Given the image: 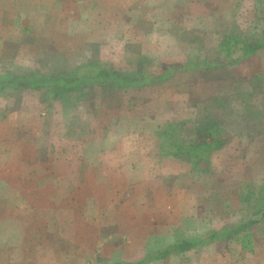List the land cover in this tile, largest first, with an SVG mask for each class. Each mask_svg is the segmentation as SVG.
I'll return each mask as SVG.
<instances>
[{"label": "rangeland", "instance_id": "374dc122", "mask_svg": "<svg viewBox=\"0 0 264 264\" xmlns=\"http://www.w3.org/2000/svg\"><path fill=\"white\" fill-rule=\"evenodd\" d=\"M189 2L174 4L179 11H169L168 30L152 27L151 14L140 11L121 28L111 16L101 24L95 18H100L99 11H68L59 19L62 26L49 29L52 22L43 21L37 0H9L10 14L3 24L14 30L6 33V45L0 44V76L46 72L51 64L74 69L90 61L129 69L132 53L154 62L202 59L231 30L264 38V0H231L245 10L223 11L218 23L211 2L201 0L195 11H184ZM202 11L208 15H194ZM262 74L264 48L213 71L189 70L164 83L120 91L116 102L115 92L100 96L93 90L81 101L55 104L49 112L33 90L0 94L1 121H11L1 128L11 134L0 141V168L9 170L10 186L19 183L17 190L27 196L17 195L27 205L25 219L37 220L26 246L42 248L35 264H129L123 261H139L181 237L199 238L218 229L223 220L217 202L230 196L239 180L264 176ZM210 105L208 111L233 129L230 143L213 156L216 176L189 171L170 157L158 158L156 133L161 126L195 118ZM245 106L249 111L243 118ZM86 189H91L88 196ZM69 198L77 204L28 206L33 200L39 204ZM238 219L234 211L225 220ZM256 228L254 253L218 240L185 256L184 263L264 264V222Z\"/></svg>", "mask_w": 264, "mask_h": 264}, {"label": "trees", "instance_id": "16d2710c", "mask_svg": "<svg viewBox=\"0 0 264 264\" xmlns=\"http://www.w3.org/2000/svg\"><path fill=\"white\" fill-rule=\"evenodd\" d=\"M261 20L264 24V17ZM261 48H264V38H249L231 30L222 34L214 49L202 59L154 62L145 55L132 53L127 60L129 69L91 61L74 69L51 64L46 72L29 70L26 76L10 72L0 76V94L33 90L39 93L40 101L47 104L49 112L55 104L63 106L77 103L93 90H98L100 96L115 92L113 102H116L120 91L164 83L189 70L213 71L224 63L231 64L246 59ZM260 78L259 81L264 83V74ZM113 102L108 105L109 108L115 104ZM210 107L211 105L206 108V113L195 118L175 120L162 125L161 130L156 133L158 158L170 157L169 160L179 162L189 171L216 176L213 156L230 143L233 129L214 115L215 112L208 111ZM247 107L249 106H245L243 116L241 115L243 118L249 111ZM3 117L1 112L0 120ZM215 209L219 213L218 217L223 220L218 229H212L200 238L178 239L163 250L149 255L144 261L132 264L163 259L170 254H180L218 240L234 242L243 253H254L259 240L256 227L264 222V176L236 182L233 193L219 200ZM234 211L239 213V219L225 220Z\"/></svg>", "mask_w": 264, "mask_h": 264}, {"label": "crops", "instance_id": "0c3cea01", "mask_svg": "<svg viewBox=\"0 0 264 264\" xmlns=\"http://www.w3.org/2000/svg\"><path fill=\"white\" fill-rule=\"evenodd\" d=\"M8 1L9 0H0V32H1L0 44L3 46L6 45L5 42H8L7 34L14 30L9 23L5 22L4 23L5 25L3 24V22L7 20V17L10 14V11H7L9 5ZM83 1L84 0H37L38 2L37 7H38V11H40L43 21L45 20V18H48L46 22L48 20L52 22L49 29H52L55 25L62 26V21L59 20L63 18L62 13L65 15L68 14V11H83L81 13L84 14L87 13V11H99L96 14V16H100V18L99 17H95V18L98 21H101L102 22L101 24H106V20L109 19L108 16H111L113 20L117 21V24L120 26L119 28H121L123 23L126 24V20L128 19V17H130L131 19V18H136L138 15L142 13H150L151 20L148 21V23L151 24L152 27L158 26V29H161V27L164 26V30L165 28L166 30H168L169 29L168 25L170 26L172 22V20H170V15L172 13L170 14L169 11H179L177 8L178 5L174 6V4L180 0H89L87 4ZM199 1L201 0H190L188 7L185 6L186 8L184 11H186V9H188L189 11H195L197 5L200 4ZM208 1L211 2V5L209 4V6L210 7L212 6L213 9L210 10L215 12L213 14L211 12V15L215 16L216 19L214 21H216L217 23L219 21V18L223 16V11H225L227 14H231L233 11L245 10L242 6L238 8L236 4H231L230 3L231 0H208ZM258 1L260 2V0ZM134 11H140V14L137 13L135 15ZM249 11H251V9ZM17 15L19 14L16 13V17ZM194 15L201 17L203 15H208V12H204V11H202L201 13L196 12L194 13ZM95 21L93 20L94 23ZM43 23L44 22H42V24ZM22 29L27 30V28L24 26L22 27ZM4 34H6V36ZM2 124L9 125L11 124V121L0 120V141L4 138V136L11 134L9 131L7 133H3V131H1V128L3 127ZM6 176H9V170L7 168L1 167L0 183L2 181H5L7 183H5L4 185L0 184L1 185L0 186V264H35L37 261L36 256L39 254V252H43L42 248H39L40 250L38 251L37 247L35 246L34 247H26V246H27V241H29L31 239V236H33L31 235L30 227L31 225L37 223V220L35 217L29 220L25 219L24 214L27 205L25 203V200L19 199L17 195L21 194L22 197H27V196L25 195V193L21 191L19 192V190H17L18 188L21 187L19 183H14V185H12L15 187V189L13 190ZM14 178L16 179L17 176H15ZM74 183L75 182L72 181V184ZM2 186H4V188H7V190L2 189ZM36 190L37 189H35V191ZM89 190L91 191V189ZM89 190L88 189L85 190L87 196ZM68 192L69 191H67V193ZM75 200L76 199L69 198L63 201L56 200V203H53L51 200L49 203L40 202L39 204H37L36 202L37 200H33L34 201L33 203L32 201L28 202L30 203L28 206L30 207L33 206L35 209L43 205L48 207H54V206L73 207L75 204H77ZM87 203H89V197H87ZM19 209L20 211H22V214L19 211ZM181 238H187V237H181ZM64 239L68 240L70 239V237L65 236ZM172 243L174 242L172 241L170 245ZM165 247H168V245H164L162 249L145 253V255H142V257L139 259V261H144L145 259L148 258L149 255L154 254L157 251L163 250ZM198 250L199 248H195L180 254H170L163 259L146 260L143 264H154V263L160 264L163 262L165 264H185L184 257L189 255L191 252H197ZM134 253H137V250ZM54 254H56V252H54ZM65 254L67 253L65 252ZM139 261L132 262V260H129L123 262H130L129 264H132V263H137Z\"/></svg>", "mask_w": 264, "mask_h": 264}]
</instances>
